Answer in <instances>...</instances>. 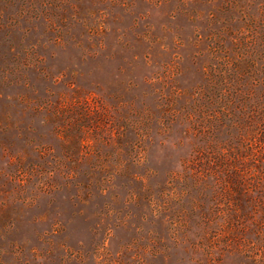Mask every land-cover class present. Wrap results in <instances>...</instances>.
<instances>
[{
    "label": "rangeland",
    "instance_id": "1",
    "mask_svg": "<svg viewBox=\"0 0 264 264\" xmlns=\"http://www.w3.org/2000/svg\"><path fill=\"white\" fill-rule=\"evenodd\" d=\"M0 264H264V0H0Z\"/></svg>",
    "mask_w": 264,
    "mask_h": 264
}]
</instances>
